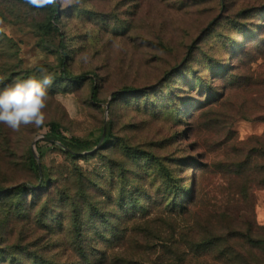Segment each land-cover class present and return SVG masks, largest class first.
I'll use <instances>...</instances> for the list:
<instances>
[{
  "label": "rangeland",
  "instance_id": "rangeland-1",
  "mask_svg": "<svg viewBox=\"0 0 264 264\" xmlns=\"http://www.w3.org/2000/svg\"><path fill=\"white\" fill-rule=\"evenodd\" d=\"M59 9L60 30L47 35L39 29L49 16L46 4L0 0V89L44 74L53 78L41 127L13 131L0 124V186L36 181L26 160L33 148L40 155L37 145L47 123L56 120L68 135L89 139L111 125L112 143L123 139L151 151L181 185L190 188L193 181L225 191L231 174L218 172L215 164L225 166L249 154L246 147L260 146L264 122L254 116L229 118L241 94L230 93L232 84L220 74L249 72L242 44L252 55L264 52V0H82L80 6ZM252 33L259 36L248 40ZM81 54L89 57L87 63ZM251 67L264 73V54ZM62 69L89 77L72 85L59 76ZM92 81L97 99L91 97ZM124 86L146 89L151 96L121 91ZM216 93L221 98L210 100ZM233 136L235 141L228 140ZM38 159L56 177L70 170V159L59 149ZM112 159L125 163L124 175L134 179L131 189L143 206L160 199L165 188L152 169L156 162L135 164L125 150L107 145L98 156L77 161L100 181L103 206L111 203L107 194L119 183L120 168ZM233 212L239 220L264 226V188L252 184L248 201ZM55 252L56 261L65 263V249Z\"/></svg>",
  "mask_w": 264,
  "mask_h": 264
},
{
  "label": "trees",
  "instance_id": "trees-1",
  "mask_svg": "<svg viewBox=\"0 0 264 264\" xmlns=\"http://www.w3.org/2000/svg\"><path fill=\"white\" fill-rule=\"evenodd\" d=\"M59 6V2L46 4L49 16L39 25L44 34L59 32ZM252 34L248 40L259 36ZM239 51L249 56V72L238 77L226 69L220 74L232 84L230 93L241 94L238 109L228 116H254L264 122V73L251 67L264 52L258 49L252 55L248 44H242ZM59 76L72 85L89 77L67 69ZM92 83L91 97L97 99L98 86ZM120 90L151 96L150 91L131 86ZM218 98L221 95L216 93L210 100ZM47 126L42 145H37L39 156L59 149L70 159V170L63 178L56 177L30 151L26 164L36 174V181L0 186V264H264V226L239 220L233 212V207L248 201L252 184L264 188V135L260 146L245 148L246 156L241 154L225 166L215 164L218 172L231 174L223 191L193 181L190 188L181 185L151 151L123 139L112 143L111 125L95 139L68 135L56 120ZM233 144L237 150L239 144ZM107 145L125 150L135 164L156 162L152 169L162 177L165 191L151 207L143 206L135 196L134 187L131 189L134 179L124 175L125 163L116 159L111 164L120 168L119 183L107 194L111 203L102 205L100 181L77 161L98 156ZM9 223H14L11 230ZM59 247L68 253L65 263H58L57 253L52 254Z\"/></svg>",
  "mask_w": 264,
  "mask_h": 264
},
{
  "label": "clouds",
  "instance_id": "clouds-1",
  "mask_svg": "<svg viewBox=\"0 0 264 264\" xmlns=\"http://www.w3.org/2000/svg\"><path fill=\"white\" fill-rule=\"evenodd\" d=\"M37 0H29L35 4ZM44 4L60 3L62 7H76L82 0H42ZM80 59L88 62L87 54H81ZM53 83L50 75L44 74L42 79L30 77L18 80L0 89V124L13 131L22 126L41 127L46 120L45 109L49 98L48 89Z\"/></svg>",
  "mask_w": 264,
  "mask_h": 264
},
{
  "label": "water",
  "instance_id": "water-1",
  "mask_svg": "<svg viewBox=\"0 0 264 264\" xmlns=\"http://www.w3.org/2000/svg\"><path fill=\"white\" fill-rule=\"evenodd\" d=\"M42 138H44V136H43ZM98 147H99V145L96 146V148H98ZM32 151H33L34 156L36 157V159L38 160V162H39V164H40V161H39V159H38L39 156H38V154L36 153L35 149L33 148Z\"/></svg>",
  "mask_w": 264,
  "mask_h": 264
}]
</instances>
